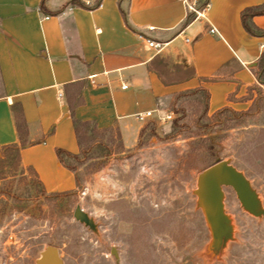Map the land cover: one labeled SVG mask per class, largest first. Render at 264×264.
<instances>
[{
	"label": "crops",
	"instance_id": "1",
	"mask_svg": "<svg viewBox=\"0 0 264 264\" xmlns=\"http://www.w3.org/2000/svg\"><path fill=\"white\" fill-rule=\"evenodd\" d=\"M72 1L0 0V149L21 144L18 104L28 143L20 164L47 192L76 189L56 153H81L73 118L111 131L130 150L151 124L157 135L172 132L185 92L209 93L208 117L230 108L249 118L264 102V37L250 35L241 18L264 0H209L201 11L204 0H78L100 4L94 9ZM189 6L197 17L183 27L195 12ZM252 23L264 30V15Z\"/></svg>",
	"mask_w": 264,
	"mask_h": 264
},
{
	"label": "rangeland",
	"instance_id": "2",
	"mask_svg": "<svg viewBox=\"0 0 264 264\" xmlns=\"http://www.w3.org/2000/svg\"><path fill=\"white\" fill-rule=\"evenodd\" d=\"M176 109L174 118L186 129L175 137L160 131L130 150L116 138L109 155L95 150L79 166L82 189L70 196H45L15 149H0V264H35L48 246L60 250L65 264H264V219L245 212L230 187H224L225 210L234 241L209 257L211 233L194 193L199 175L225 160L264 204V102L241 124L221 116L225 129L216 121L201 129L202 97H183ZM92 142L84 137L83 145ZM77 207L96 232L75 219Z\"/></svg>",
	"mask_w": 264,
	"mask_h": 264
},
{
	"label": "water",
	"instance_id": "3",
	"mask_svg": "<svg viewBox=\"0 0 264 264\" xmlns=\"http://www.w3.org/2000/svg\"><path fill=\"white\" fill-rule=\"evenodd\" d=\"M224 187L232 188L245 212L256 218L264 219V204L251 181L233 166L230 161H219L204 170L198 177L195 195L202 209L211 233V241L206 247L209 257L221 256L228 244L234 241L235 226L225 210ZM77 221L96 232V224L80 207L74 212ZM111 253L118 258L116 249ZM35 264H65L60 250L48 246L41 252Z\"/></svg>",
	"mask_w": 264,
	"mask_h": 264
},
{
	"label": "trees",
	"instance_id": "4",
	"mask_svg": "<svg viewBox=\"0 0 264 264\" xmlns=\"http://www.w3.org/2000/svg\"><path fill=\"white\" fill-rule=\"evenodd\" d=\"M208 3H209V0H204L203 5L199 7V11L203 10ZM70 5L78 6V7H82V8H86V9H94L97 6H99L100 4L92 6L89 4H83L78 0H74L70 3ZM122 13H123V16H124L127 24L131 28H133L128 21L127 12L125 10H122ZM262 15H264V6L248 8L242 12L241 18H242L243 26H244L245 30L250 35L256 36V37H264V30L257 28L252 23V19L254 17L262 16ZM196 17H197L196 12L189 13L185 22L183 23V27H186L190 23H192L196 19ZM262 64H263V72H262V75L260 77V80L262 82H264V56H263ZM188 96H192L195 98L202 97V99L204 101L203 115L198 120V123L200 124L201 129H203V130L212 129V124H211L212 121H216L215 124H217L218 126L222 125V129H225L227 127L226 121L225 120H224L225 122L220 121L219 118L221 116L229 115L230 117L227 118L226 120H232V121L236 120L237 121V122L235 121L236 124H241L243 122V120L250 114V112H236L230 108H224L221 111L217 112L212 117H208L207 110H208L209 93L204 89H198V90H194V91L185 92V93L179 95L178 99H181L183 97H188ZM176 108L177 107L175 106L174 112L179 113L178 112L179 110H177ZM13 116L15 119V124H16L17 132H18L21 144H20V146H12L10 148L15 149V151L17 153L18 160L20 161L21 149L28 145V143L25 140V136H26V132H27V123L25 121V118H24V115L22 112V108L20 105L15 104L13 106ZM202 121L207 122L206 126L202 124L203 123ZM73 123H74L75 129L77 131L79 143L81 144V153L79 155H74V154H71V153L66 152L64 150H61V149H58L56 151V153H57V156H58L61 164L75 175L76 189L73 191H69V192L50 193V192H47L44 189V186L38 181V183L42 186L43 193L45 196L59 198V197L70 196V195H73L74 193L80 191L83 186H82V181H81V177L79 174V166L82 165L85 160H89V159L93 158L94 154L92 152H94L95 150H98V149L102 150L103 149L106 151V155H109V152H111V145L110 144L114 143L116 141V138L112 135L111 131L107 130V131H103L102 133H100L99 131H97V129L93 123H85V122H82L76 118H73ZM233 126H235V124L231 125V127H233ZM186 127L187 126L180 124V118H176L173 121L172 132L170 133V135H168V137H175L176 135L179 134V132L186 129ZM82 130H84L85 136L82 134ZM99 135H102L101 138H99ZM147 136H150V137L157 136V134L155 132L154 125L151 124L148 129L145 128L142 131L141 142L139 143V146L142 144L143 139ZM84 137H89V140L93 141L90 144V146L86 147L83 145ZM104 139H107V143L103 142ZM28 169L33 171V173L37 177L35 171L32 168H28Z\"/></svg>",
	"mask_w": 264,
	"mask_h": 264
},
{
	"label": "built area",
	"instance_id": "5",
	"mask_svg": "<svg viewBox=\"0 0 264 264\" xmlns=\"http://www.w3.org/2000/svg\"><path fill=\"white\" fill-rule=\"evenodd\" d=\"M189 9H190L191 11H195V12H196V9H195L194 7H192V6H189ZM148 44H149V47H151V48H158V47H159V45L156 44V43L153 42V41H148ZM91 80H92V83H94V79L91 78ZM126 88H127V86H124V87H123V89H126ZM150 116H152V112H147V113H145V114H140L138 117H139V119L144 120V119H146V118H148V117H150ZM171 119H172V116H171V115H168V116L165 118V120H171Z\"/></svg>",
	"mask_w": 264,
	"mask_h": 264
}]
</instances>
